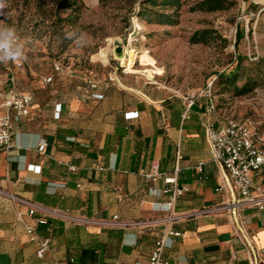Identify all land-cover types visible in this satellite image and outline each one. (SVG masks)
I'll use <instances>...</instances> for the list:
<instances>
[{
	"label": "crops",
	"instance_id": "crops-1",
	"mask_svg": "<svg viewBox=\"0 0 264 264\" xmlns=\"http://www.w3.org/2000/svg\"><path fill=\"white\" fill-rule=\"evenodd\" d=\"M51 74L22 80L27 74L14 71L16 90L32 100L29 116L15 123L12 147L0 150V264H148L168 228L181 232L166 238L169 264H249L227 215L214 209L223 170L211 158L205 124L221 120L207 110L206 96L189 105L186 96L158 94L118 77L99 90L101 98L86 95L83 81L76 91L54 94L70 80L44 83ZM10 88V73L0 65V101ZM41 139L43 152L37 150ZM154 161L162 173L179 166L186 191L171 212L159 209L167 200L163 180L141 174ZM255 184L264 188L260 176ZM11 194L31 202L34 215L19 222L25 205ZM39 217L47 223H36ZM242 218L264 264V210L246 208ZM25 223L50 239L42 258Z\"/></svg>",
	"mask_w": 264,
	"mask_h": 264
},
{
	"label": "rangeland",
	"instance_id": "rangeland-1",
	"mask_svg": "<svg viewBox=\"0 0 264 264\" xmlns=\"http://www.w3.org/2000/svg\"><path fill=\"white\" fill-rule=\"evenodd\" d=\"M200 1L155 7L170 14L172 23H163L156 16L139 18L140 0H82L84 7L71 24L60 20L68 11H57L55 0H8L7 15L0 16V23L15 26L29 48L28 64L19 72L27 74L22 80H38V75L51 72L53 62L68 68L64 78L55 80L70 81L54 94L76 91L86 76L102 81L116 76L158 94L200 98L212 81L217 119L246 121L256 132H264V80L242 94L217 83L218 74L234 69L238 56L243 58L238 85L264 70V4L222 0V8L210 10ZM67 33L82 34V46L65 39ZM101 48L107 49V63L93 59ZM130 52L136 57L133 69L145 75L125 71L123 63Z\"/></svg>",
	"mask_w": 264,
	"mask_h": 264
},
{
	"label": "built area",
	"instance_id": "built-area-1",
	"mask_svg": "<svg viewBox=\"0 0 264 264\" xmlns=\"http://www.w3.org/2000/svg\"><path fill=\"white\" fill-rule=\"evenodd\" d=\"M21 37V36H20ZM22 38L20 39L21 42ZM27 54V53H26ZM27 61L9 62L0 64L10 73L11 88L0 101V150L8 151L11 147L12 133L15 123L27 118L31 109V95L16 90L14 86V71H23ZM53 74L44 76L43 82L50 84L56 76L68 74V68L59 62L52 66ZM117 80L116 76H110L109 80H97L94 77L86 76L83 81L84 93L94 98H101L99 90L105 88L112 81ZM212 81L204 90L207 97V110L215 112V104L212 99ZM94 90V92H92ZM189 105L196 98L195 94L187 95ZM61 104L56 106V116L59 115ZM205 137L213 162L223 170L221 182L215 188L221 194V202L214 208L224 212L231 225L232 234L238 238L242 249L249 261V264H258V252L255 243L248 232L242 218V211L246 208L264 210V188L255 184V178L261 177L264 181V132H256L246 121L236 119H225L216 121L209 119L205 124ZM46 140L41 139L37 150L43 152L46 147ZM20 149L21 147L18 146ZM181 158L177 152V159ZM202 162L198 168L201 170ZM74 169L73 166H69ZM102 169V168H100ZM179 166L175 165L171 174L159 171L158 162H152L149 170L141 171L147 181L153 183L160 179L164 182L162 192L167 195V200L159 208L161 211L171 212L176 200L182 196L186 187L178 182ZM1 192V191H0ZM10 199L17 204H24L23 211H17V220L24 222V215L33 216L36 207L29 201L16 195H10ZM117 216H115L116 218ZM172 218L169 215L168 220ZM36 223L46 224L44 217L36 218ZM26 234L30 241L37 244L36 255L39 258L49 249L50 239L39 236L34 225L24 224ZM181 232L171 228L165 230L164 234L157 238L149 256L148 264H169L164 257L166 238L168 236H180Z\"/></svg>",
	"mask_w": 264,
	"mask_h": 264
},
{
	"label": "trees",
	"instance_id": "trees-1",
	"mask_svg": "<svg viewBox=\"0 0 264 264\" xmlns=\"http://www.w3.org/2000/svg\"><path fill=\"white\" fill-rule=\"evenodd\" d=\"M103 2L105 0H99ZM179 0H140V6L136 14L141 19H147L151 16H156L157 19L163 23H172V18L170 14H163L155 10V7L160 6H175ZM55 8L57 11H68L67 16L60 18L61 21H68L71 24L75 23L74 19L78 17L77 11L84 7L82 0H55ZM200 6L210 10L220 9L223 6L222 0H201L199 2ZM76 15V16H75ZM262 21L261 24L264 25V9L261 11ZM239 38L243 36V30H241L238 35ZM243 58H237V63L234 69L228 74L220 73L218 74L217 83L223 85V87L232 86L233 90L238 94L246 93L251 91L256 86L258 80H264V70H259L256 78H245L241 85L237 84L240 72L243 69Z\"/></svg>",
	"mask_w": 264,
	"mask_h": 264
},
{
	"label": "clouds",
	"instance_id": "clouds-1",
	"mask_svg": "<svg viewBox=\"0 0 264 264\" xmlns=\"http://www.w3.org/2000/svg\"><path fill=\"white\" fill-rule=\"evenodd\" d=\"M8 0H0V16L7 15ZM20 35L13 25L0 23V64L27 61L25 47L20 42ZM65 39L72 40L77 46H82V34L67 33Z\"/></svg>",
	"mask_w": 264,
	"mask_h": 264
},
{
	"label": "bare ground",
	"instance_id": "bare-ground-1",
	"mask_svg": "<svg viewBox=\"0 0 264 264\" xmlns=\"http://www.w3.org/2000/svg\"><path fill=\"white\" fill-rule=\"evenodd\" d=\"M262 4H264V0L261 1ZM131 41V38H130ZM109 50V49H108ZM132 51V50H131ZM107 49L106 48H101L98 55L96 57H94L93 59H101L104 63H107ZM135 56L132 52L129 53V58L125 60V63H123L126 66V72L127 73H136V74H143L145 75V73H143L142 71L133 69V65L135 62Z\"/></svg>",
	"mask_w": 264,
	"mask_h": 264
}]
</instances>
